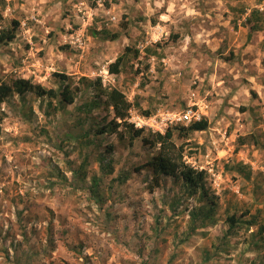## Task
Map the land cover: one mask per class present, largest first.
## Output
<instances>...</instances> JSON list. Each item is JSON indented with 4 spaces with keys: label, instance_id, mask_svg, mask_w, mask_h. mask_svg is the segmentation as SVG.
Here are the masks:
<instances>
[{
    "label": "rangeland",
    "instance_id": "rangeland-1",
    "mask_svg": "<svg viewBox=\"0 0 264 264\" xmlns=\"http://www.w3.org/2000/svg\"><path fill=\"white\" fill-rule=\"evenodd\" d=\"M254 10L264 25V0H0V31L20 23L0 43V82L69 83L75 95L61 107L32 91L0 104V264H264V29L246 23ZM126 47L139 53L113 73ZM101 87L143 113L204 105L208 129L176 137L186 162L208 172L218 205L204 226L191 230L198 202L180 184L137 169L157 154L143 140L151 132H98L120 121ZM246 210L260 225L229 232L227 215Z\"/></svg>",
    "mask_w": 264,
    "mask_h": 264
},
{
    "label": "trees",
    "instance_id": "trees-1",
    "mask_svg": "<svg viewBox=\"0 0 264 264\" xmlns=\"http://www.w3.org/2000/svg\"><path fill=\"white\" fill-rule=\"evenodd\" d=\"M259 11L254 10L248 17H247V24L250 25L251 30H261L264 29V25L262 24V17L258 16ZM13 26L8 27L6 29H2L0 31V43H6L8 41H12L17 34V28L20 24L19 21L14 20ZM107 38L116 39L119 36V33H110L108 31L103 32ZM134 51L136 54L139 53L137 49H133L131 47H126L125 52L119 55L115 61H113L110 66L109 70L113 73H119L120 67L125 61L126 54L128 52ZM57 76L63 82H68L69 76L64 73H56ZM95 84V83H93ZM98 84L101 85V81H98ZM103 96H106L105 103L108 106H111L115 115V118H119L120 121L117 119H112L108 124L104 125L102 129L98 132L105 133L107 129L110 131L116 130L119 126L125 125L131 131V139L132 141L135 140L137 137H140L146 129L143 128H135L131 123L126 120L128 115V111L130 109L131 102L127 99L126 95L120 91L116 87H112L111 89H102L99 88ZM28 91L35 92L38 96L50 97V100L59 98V107H61L65 103H73L75 101L74 92L70 89V84L63 83V86L60 89H47L40 84L32 83L29 79L25 78H18L13 81V83H7L5 81L0 82V104L5 102L9 97L13 95H18L22 99L25 98ZM97 98L100 99L101 97L97 96L92 102V106L97 104ZM62 104V105H60ZM51 105V102H50ZM58 109V108H56ZM149 112V113H148ZM145 113L150 114L151 111L146 110ZM209 121L206 117L201 120L193 121L189 124H175L171 125L167 128L164 133H152V137H145L143 136V140L145 142L150 143L153 147H158L157 154H155L151 159H149L144 165L138 167L137 169L149 167L150 170L153 172V179L155 180L156 184L159 185L161 182V178L163 176L170 177L175 183H178L182 186L185 194H190L195 198L198 202V205L195 206L191 210V230L194 231L198 227L204 226L207 220H211L216 212L217 209V202L215 200V195H212L206 186V178L208 175L207 170L205 169H198L193 167L190 163L186 162L185 160V153H186V146L188 143L182 142L178 144L176 142V137L182 139L190 138L191 134L195 131H203L208 129ZM247 137H242L241 140L245 143ZM90 142V141H89ZM255 143H258V140H254ZM105 158V155H102ZM110 171L113 170L112 161L107 164ZM82 169V176L85 175L84 166L81 167ZM240 168L244 169L243 165H240ZM92 190L97 194L96 196L99 197L98 191L96 190L97 178L93 177V183L91 184ZM176 201V200H175ZM179 202V201H178ZM176 202L172 203V207L177 206ZM249 210L238 214V212H233L230 215H227V222L229 224V232L233 229L237 228L241 225H247L248 227L253 225H260V223L256 220L255 215L252 218H246L248 214H250ZM260 233H264V224L260 225ZM207 260V257H206Z\"/></svg>",
    "mask_w": 264,
    "mask_h": 264
},
{
    "label": "built area",
    "instance_id": "built-area-1",
    "mask_svg": "<svg viewBox=\"0 0 264 264\" xmlns=\"http://www.w3.org/2000/svg\"><path fill=\"white\" fill-rule=\"evenodd\" d=\"M204 105L198 102L188 105L185 109L174 113H143L131 106L126 120L135 128H143L152 133H164L168 127L178 123L189 124L204 117Z\"/></svg>",
    "mask_w": 264,
    "mask_h": 264
},
{
    "label": "bare ground",
    "instance_id": "bare-ground-1",
    "mask_svg": "<svg viewBox=\"0 0 264 264\" xmlns=\"http://www.w3.org/2000/svg\"><path fill=\"white\" fill-rule=\"evenodd\" d=\"M149 113V112H148Z\"/></svg>",
    "mask_w": 264,
    "mask_h": 264
},
{
    "label": "clouds",
    "instance_id": "clouds-1",
    "mask_svg": "<svg viewBox=\"0 0 264 264\" xmlns=\"http://www.w3.org/2000/svg\"><path fill=\"white\" fill-rule=\"evenodd\" d=\"M204 118V117H203Z\"/></svg>",
    "mask_w": 264,
    "mask_h": 264
}]
</instances>
